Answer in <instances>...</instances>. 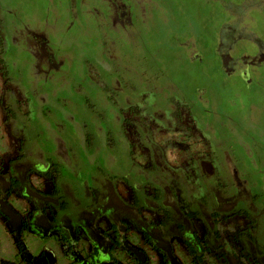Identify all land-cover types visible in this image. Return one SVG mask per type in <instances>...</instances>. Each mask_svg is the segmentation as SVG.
<instances>
[{"label":"rangeland","instance_id":"374dc122","mask_svg":"<svg viewBox=\"0 0 264 264\" xmlns=\"http://www.w3.org/2000/svg\"><path fill=\"white\" fill-rule=\"evenodd\" d=\"M219 36L260 43L264 0H0V49L14 60L9 74L19 71L12 91L35 107L36 138L44 151L61 140L99 178L93 155L105 153L109 173L108 160L123 154L122 132L146 125L154 108L192 120L186 138L203 139L201 157L219 180L236 159L264 171V59L223 72ZM253 49L238 41L232 54ZM3 117L0 105L2 131Z\"/></svg>","mask_w":264,"mask_h":264},{"label":"flooded vegetation","instance_id":"af4514ba","mask_svg":"<svg viewBox=\"0 0 264 264\" xmlns=\"http://www.w3.org/2000/svg\"><path fill=\"white\" fill-rule=\"evenodd\" d=\"M259 40L219 36L222 71L264 59ZM238 41L254 49L233 55ZM0 53V264H264L263 170L236 159L219 180L201 157L209 152L203 139L186 138L192 120H169L154 108L146 125L122 132L123 154L105 163L111 172H103L98 149L96 177L61 140L43 150L40 121L28 118L35 107L12 91L19 71L9 74L14 60ZM148 167L165 181L146 176Z\"/></svg>","mask_w":264,"mask_h":264}]
</instances>
